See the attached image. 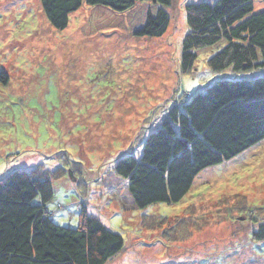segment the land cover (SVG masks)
Wrapping results in <instances>:
<instances>
[{
	"label": "rangeland",
	"instance_id": "rangeland-1",
	"mask_svg": "<svg viewBox=\"0 0 264 264\" xmlns=\"http://www.w3.org/2000/svg\"><path fill=\"white\" fill-rule=\"evenodd\" d=\"M192 1H173L162 37L137 38L122 27L86 35L85 5L57 30L40 0H0V179L18 168L51 171L47 208L64 227L79 226L87 198L90 213L126 241L107 264H264L256 237L264 226V140L203 170L174 205L133 210L124 183L107 175L121 154L142 152L175 98L218 77L206 53L192 72L180 71Z\"/></svg>",
	"mask_w": 264,
	"mask_h": 264
},
{
	"label": "trees",
	"instance_id": "trees-1",
	"mask_svg": "<svg viewBox=\"0 0 264 264\" xmlns=\"http://www.w3.org/2000/svg\"><path fill=\"white\" fill-rule=\"evenodd\" d=\"M40 1L57 30H65L70 16L85 5L88 36L122 27L137 38H159L171 23L168 10L174 0ZM257 1L264 5V0L185 5L180 71L192 72L206 53L218 77L202 91L175 98L142 143V152H125L110 166L107 175L124 183L133 210L181 202L203 170L264 140V8L257 10ZM43 169L18 168L0 179V264H107L119 256L126 248L124 236L90 213L87 198L78 205L77 228L54 221L47 208L55 196L53 175ZM256 237L264 240V226Z\"/></svg>",
	"mask_w": 264,
	"mask_h": 264
}]
</instances>
